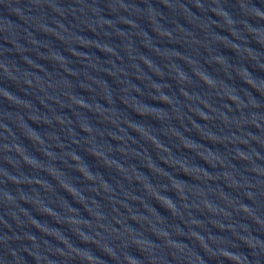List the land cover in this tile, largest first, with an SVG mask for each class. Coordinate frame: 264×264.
Returning a JSON list of instances; mask_svg holds the SVG:
<instances>
[{
	"label": "water",
	"instance_id": "water-1",
	"mask_svg": "<svg viewBox=\"0 0 264 264\" xmlns=\"http://www.w3.org/2000/svg\"><path fill=\"white\" fill-rule=\"evenodd\" d=\"M0 264H264V0H0Z\"/></svg>",
	"mask_w": 264,
	"mask_h": 264
}]
</instances>
